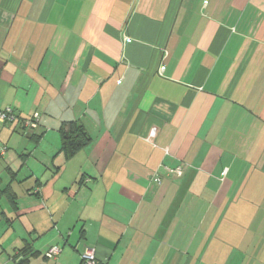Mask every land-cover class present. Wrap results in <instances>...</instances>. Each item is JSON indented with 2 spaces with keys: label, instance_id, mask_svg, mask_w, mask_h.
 <instances>
[{
  "label": "crops",
  "instance_id": "1",
  "mask_svg": "<svg viewBox=\"0 0 264 264\" xmlns=\"http://www.w3.org/2000/svg\"><path fill=\"white\" fill-rule=\"evenodd\" d=\"M25 1L0 0V110L17 115L0 123V264H82L86 247L102 264H264V0ZM70 121L91 142L68 157ZM30 140L47 164L16 172Z\"/></svg>",
  "mask_w": 264,
  "mask_h": 264
},
{
  "label": "rangeland",
  "instance_id": "2",
  "mask_svg": "<svg viewBox=\"0 0 264 264\" xmlns=\"http://www.w3.org/2000/svg\"><path fill=\"white\" fill-rule=\"evenodd\" d=\"M29 3H30V0H29ZM28 3V0L25 1L24 3V6L26 7L27 5H30ZM42 2L39 1L38 2V5L41 4ZM28 8V7H27ZM6 31V28L1 26L0 25V38L2 40L5 39L6 37V34H4ZM4 34V35H3ZM12 38V36H10V38L8 40H10ZM37 117L38 116H41L40 114H36ZM34 115V116H36ZM33 116V117H34ZM31 117V119L33 118ZM40 125H38V128H39ZM3 126L0 124V132L3 130ZM7 145V146H6ZM8 147H9V150L10 149H14V147L9 144V142H7V138H6V135L0 137V149L1 148H5L6 151H5V154L6 152L8 151ZM24 151L22 153H26V154H20V157H17L15 162L11 163L9 162L10 164L13 165V170L16 171V172H19L20 168H21V165L23 167V162L27 160V165L31 167V169H43L45 166L41 165V163H46L47 164V161L46 160L47 158H45L47 156L46 153L47 150H45V146L42 145V144H39L38 142H35V141H29V143H26V145L23 147ZM47 149V148H46ZM58 156H55L54 159H57ZM60 163V160L57 161L56 164H59ZM8 165V163H6V161L4 160V157L0 158V173L3 174L4 176H7L9 177V174L7 173V171L5 170L6 166ZM4 167V168H3ZM8 167V166H7ZM28 173V170L25 169L23 170V172L20 174V178H24ZM40 174V173H39ZM153 176V175H152ZM23 181V180H22ZM25 182H22V183H16L15 184V189L17 191V193H19L20 195H24L26 196V194H28L29 192H33V190H35V180L34 179H25L24 180ZM2 208H5L6 207V199L2 201V205H1ZM20 225L21 223H19L18 227H16L17 231L16 232H19V229L20 228ZM13 232V230H12ZM16 237L18 234H15Z\"/></svg>",
  "mask_w": 264,
  "mask_h": 264
},
{
  "label": "trees",
  "instance_id": "3",
  "mask_svg": "<svg viewBox=\"0 0 264 264\" xmlns=\"http://www.w3.org/2000/svg\"><path fill=\"white\" fill-rule=\"evenodd\" d=\"M59 134L61 137V152L68 157L74 156L91 142V138L84 126L75 121L64 122L59 129ZM2 193L7 194L14 201L15 194L10 187L6 188ZM33 253L30 246H27L21 249L19 254L26 258Z\"/></svg>",
  "mask_w": 264,
  "mask_h": 264
},
{
  "label": "built area",
  "instance_id": "4",
  "mask_svg": "<svg viewBox=\"0 0 264 264\" xmlns=\"http://www.w3.org/2000/svg\"><path fill=\"white\" fill-rule=\"evenodd\" d=\"M17 119V115L15 111L12 108H6L3 110H0V123L7 124V123H12ZM40 117L37 115L34 116L32 119L24 121L23 125L25 127H28L30 129H36L38 128ZM5 148L0 149V157H3L5 155ZM168 173H174L177 176H182L183 170L182 168H176L174 170L167 169ZM152 182L156 186H160L162 184V178L158 173H154L152 176ZM60 253V249L57 247L51 248L48 251V257L53 258L57 256ZM82 264H102L97 257H96V252L94 248L91 247H86L84 252L82 253Z\"/></svg>",
  "mask_w": 264,
  "mask_h": 264
}]
</instances>
